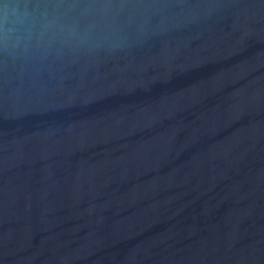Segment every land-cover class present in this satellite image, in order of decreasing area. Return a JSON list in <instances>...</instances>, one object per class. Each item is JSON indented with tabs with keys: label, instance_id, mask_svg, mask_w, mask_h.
Returning a JSON list of instances; mask_svg holds the SVG:
<instances>
[{
	"label": "water",
	"instance_id": "1",
	"mask_svg": "<svg viewBox=\"0 0 264 264\" xmlns=\"http://www.w3.org/2000/svg\"><path fill=\"white\" fill-rule=\"evenodd\" d=\"M0 264H264V0H0Z\"/></svg>",
	"mask_w": 264,
	"mask_h": 264
}]
</instances>
